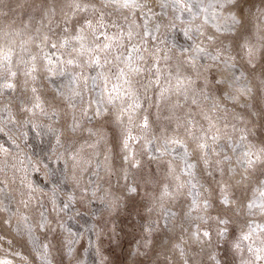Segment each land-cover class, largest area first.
<instances>
[{"label": "rangeland", "instance_id": "rangeland-1", "mask_svg": "<svg viewBox=\"0 0 264 264\" xmlns=\"http://www.w3.org/2000/svg\"><path fill=\"white\" fill-rule=\"evenodd\" d=\"M65 2L0 0V48L5 46V33H13L11 38L17 42L21 38L28 41L37 35V29L41 36L49 35L58 44V37L63 35L58 25H62L61 7ZM162 2H168L169 7L162 9ZM189 2L196 4L198 0ZM147 3L151 7L150 13L145 10L151 33L145 36L149 47L171 50L169 54H172L185 49L191 52L200 44L214 53L221 42L232 43V34L218 32L208 20L205 22L200 7H194L190 15L172 7L171 0H147ZM42 4L49 7L55 4V15L45 16L40 8ZM239 7L248 16L249 27L258 25L264 30V20L258 19L264 14V0H240ZM145 16L139 17L137 23L145 22ZM157 24L159 30L155 27ZM198 26L204 36L196 32ZM21 32L23 37L15 35ZM208 36L214 41H209ZM39 44L36 39L34 43L29 41L26 50L16 46L12 71L17 75L0 79V261L8 264H183L185 258L191 257L189 264H233L230 250L233 237L245 228L249 219L264 224V216L257 213L250 217L243 208L236 213L220 203V182L229 184L225 193L229 199H238L241 205L247 201L241 189L232 188L234 181L227 173L228 163L222 165L225 174L221 176L215 161L228 155L231 166L238 167L236 160L244 146L252 145L253 152L264 148V116L258 114L257 108L246 106L252 101L231 98L224 94L225 85L222 91L213 81L205 90L207 98L194 86L197 95L181 101L183 107L172 112L170 104L156 107L157 90L149 88L142 101L143 110L135 121L140 124L142 117L147 116L149 127L134 128L133 135L141 139L129 142L133 158L125 161L127 150L122 141L127 121L124 126L116 123L115 111L105 103L107 94L101 81L93 82L101 69L88 66L85 56L79 62L83 66L61 63L64 74L50 75L44 59L50 49L44 45L37 47ZM30 56L36 57V70L25 75L32 67ZM56 56L62 61L68 59L60 52ZM210 62L197 59L198 64ZM254 63L257 67L253 71L238 61L236 75H243L236 84L255 88L264 79L261 75L264 59L260 54ZM6 83L13 87H5ZM198 85L202 86L199 82ZM75 93L81 95L77 97ZM193 98L197 100L196 105L191 103ZM97 107L109 108L104 118L95 115ZM187 112L192 113L198 129L203 125L207 130L209 122L212 123L208 136L217 135L218 139L204 142L215 152L205 156L186 138L183 128L177 131V124L183 123ZM74 122L77 130L69 132ZM89 129L94 132L99 129L102 138L90 136ZM241 136L246 139L241 140ZM166 138L181 139L186 147L170 144L164 152ZM92 144L95 147H88ZM261 159L264 160V154ZM137 162L138 166L133 167ZM189 164L194 168H187ZM255 167L258 171L264 164L257 163ZM181 170H184L182 180L191 179L188 173H194L196 189L186 184L177 200L156 201L162 185L181 174ZM133 188L135 191H130ZM191 191L200 193L198 203L207 199L211 207L204 210L201 203L199 210L185 218ZM200 216L205 219H196ZM215 217L230 221L227 237H217V222L209 219ZM153 221L157 223L152 232H146ZM180 222L188 229L186 233L179 227L172 229L173 224ZM197 227L212 233L211 245L193 241L191 233ZM212 255L216 261L211 259ZM244 255L247 258L248 254Z\"/></svg>", "mask_w": 264, "mask_h": 264}, {"label": "snow or ice", "instance_id": "snow-or-ice-1", "mask_svg": "<svg viewBox=\"0 0 264 264\" xmlns=\"http://www.w3.org/2000/svg\"><path fill=\"white\" fill-rule=\"evenodd\" d=\"M239 5L240 0H223L222 3L219 0H209L207 4H204L203 0H198L196 4L190 3L189 0H171L172 7L182 12H188L190 15L194 7H200L203 12H207L209 8L225 10L226 15L218 16L216 12H213L212 18L219 21L215 25L217 31H226L232 34L233 40L229 45L221 42L215 48L214 53L209 52L200 44H196L191 52L185 49L179 53L169 54L171 50L165 52L157 47H149L145 40V36H151V33L148 32L147 16H145L146 9L149 13L151 12L147 0H66L61 7L63 21L62 25H58V27H60L63 35L58 37V44L53 43L52 37L49 35L41 36L39 29L36 30L37 35L30 37L28 41L21 38L17 42L11 38L13 33L4 34L5 46L0 48V54H2L0 55V79L7 80L17 75L16 72L12 71L14 48L19 46L22 50H26L29 41L34 43L36 39L40 41L37 47L44 45L50 49V52L44 56L47 61L45 67L50 75L64 74L60 70L61 63L83 66L79 62L87 56L85 63L88 66L93 67V69H101L97 76L93 77V82L101 81L103 91L107 94L105 103L115 111L116 123L124 126L125 121H127L122 143L123 148L127 150L123 159L128 161L133 158L129 142H139L141 139V137L133 135L134 128L147 129L149 127L147 116L142 117V123H135L138 113L143 110L142 101L146 99L149 88L157 90V94L154 96L157 108L162 104H170V110L175 112L183 107L181 101L186 102L190 97L197 95L194 86L199 88V94L205 95V98H207L205 90L211 86L213 81L217 88L222 91L224 85L233 88V85L239 82L243 75V73L241 76L236 75L235 69L238 61H243L254 71L257 67V64L254 63L255 57L260 54L261 58L264 59V34H261L264 30H261L258 25L249 27V18ZM160 7L162 9L167 8L169 3L162 2ZM40 8L44 11L45 16L55 15V4L51 7L42 4ZM141 16H145V22L137 23V19ZM258 19L264 20V14ZM206 21L207 16L205 17ZM155 27L159 30L160 25L157 24ZM49 31L52 30L49 29ZM196 32L200 36H204L201 27L198 26ZM15 35L23 37L22 32L15 33ZM189 38L192 39L191 36ZM152 39H156V37H152ZM207 39L214 41L211 36H208ZM57 52H60L61 56L66 54L68 59L62 61L60 57L56 56ZM30 59L33 62L32 67L25 75H30L36 70V57L30 56ZM197 59L211 62L198 64ZM173 61L175 62L173 63ZM228 73L231 75H227ZM261 75L264 76V69H262ZM193 76H195V80ZM198 82L202 86H199ZM4 86L12 88L13 84L6 83ZM234 93L235 95L231 92H224L234 99L247 97L252 103H246V106L257 108L258 114L264 116V79L259 80L255 88L249 87L248 84L234 88ZM75 95L79 97L81 94L75 93ZM191 103L196 105L197 100L193 98ZM108 111L109 108L107 107H97L95 115L104 118V114ZM206 119L208 118L206 117ZM77 127L78 125L74 122L69 126L68 131L75 132ZM212 127V123L209 122V129H204L203 125H200L198 129L192 113L187 112L183 123L177 124V131L183 128L186 138L191 139L196 148L204 152L206 156L209 152H215V149L204 141L212 139L215 142L218 139L217 135L208 136V131ZM88 131L90 136L100 135L102 138V132L99 129L95 132L91 129ZM197 131L200 132V135H197ZM165 135L167 136V134ZM240 139L245 140L246 136H241ZM99 142L97 140L96 144ZM57 143H59V139ZM170 144L184 145V141L177 138H166L164 140V152L168 151L167 146ZM184 146L186 147V145ZM88 147H95V144L88 145ZM252 147L250 144L244 146V150L236 160L238 167L231 166V157L228 155H224L222 160L215 161L221 176L225 174L222 165L225 162L228 163L227 173L230 179L234 181L232 188L241 189L242 195L247 201L241 205L238 199H229L225 195L229 190V184L220 182V203L236 213L243 208L250 217L257 213L264 216V168L257 171L255 167L257 163L264 164V160L261 159L264 148L258 152H253ZM157 150L159 151V149ZM235 150L233 149V151ZM187 155L185 152V156ZM216 155L219 156L220 154L216 153ZM72 158L75 160V155ZM205 163L208 164L207 159H205ZM132 166H138V162ZM187 168H194V165L189 164ZM183 174L184 170H181V174L172 176V181L164 183L155 200L158 202L165 199L177 200L186 184H190L195 190L194 173H188L192 177L188 180H182ZM253 175L256 177L255 180H253ZM126 178L127 175L125 174ZM130 191H135V189H130ZM189 195L192 199L188 206L189 211L183 214L185 218L191 217L193 211L199 210L201 203L204 210L211 207L207 199L198 203L199 192L191 191ZM196 219L204 220L205 217L200 216ZM209 219H215L217 222L216 235L218 238L222 239L229 235L228 225L230 221L228 219L220 217ZM156 223L157 221L151 222L147 226L146 232L151 233ZM177 227L182 233L188 231L187 228L183 227V222L172 225L173 230ZM191 238L200 245H211L212 243V233L209 230L201 231L198 227L191 233ZM44 246L47 247V245ZM230 250L233 264H264V224H257L254 220L249 219L245 228H242L239 234L233 237ZM245 253L248 254L247 258H245ZM183 255V250H181V256ZM190 259L192 258H185L183 264H189ZM211 259L216 261V256L212 255ZM0 264H8V261H0Z\"/></svg>", "mask_w": 264, "mask_h": 264}, {"label": "bare ground", "instance_id": "bare-ground-1", "mask_svg": "<svg viewBox=\"0 0 264 264\" xmlns=\"http://www.w3.org/2000/svg\"><path fill=\"white\" fill-rule=\"evenodd\" d=\"M209 2V0H204V4H207ZM219 2L220 3H222L223 2V0H219ZM213 12H216V14L218 15V16H223V15H226L227 14V12L225 11V10H221V9H219V8H217V9H213V8H209L208 9V11L207 12H203L202 11V14H203V18L205 19V17L207 16V20L209 21V23H211V25H216L219 21L218 20H214L213 18H212V13ZM200 13H201V10H200ZM199 14V13H198ZM201 15V14H200ZM216 27V26H215ZM227 75H231V73H228ZM243 85H240V84H234L233 85V88H228L227 87V85H225V92H231V93H233V95H235V93H234V88H238V87H242ZM234 99V98H233ZM235 100H237V101H243V102H249L248 101V98L247 97H237V98H235Z\"/></svg>", "mask_w": 264, "mask_h": 264}]
</instances>
